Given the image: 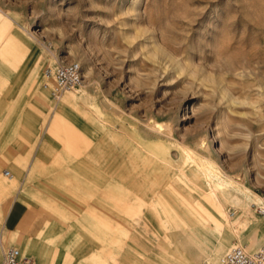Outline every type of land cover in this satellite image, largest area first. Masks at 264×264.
<instances>
[{
	"label": "rangeland",
	"instance_id": "obj_1",
	"mask_svg": "<svg viewBox=\"0 0 264 264\" xmlns=\"http://www.w3.org/2000/svg\"><path fill=\"white\" fill-rule=\"evenodd\" d=\"M5 16L40 69L80 65L60 101L100 131L102 165L140 187L124 190L139 243L201 264L264 241V0H0ZM215 178L232 180V201L212 194Z\"/></svg>",
	"mask_w": 264,
	"mask_h": 264
},
{
	"label": "crops",
	"instance_id": "obj_2",
	"mask_svg": "<svg viewBox=\"0 0 264 264\" xmlns=\"http://www.w3.org/2000/svg\"><path fill=\"white\" fill-rule=\"evenodd\" d=\"M5 18L0 21V246L20 247L34 264L171 262L161 245L138 242L142 229L125 228L127 185L118 176L123 165L101 164V133L72 102L49 108V94L40 86V49ZM127 187L140 190L134 183Z\"/></svg>",
	"mask_w": 264,
	"mask_h": 264
},
{
	"label": "built area",
	"instance_id": "obj_3",
	"mask_svg": "<svg viewBox=\"0 0 264 264\" xmlns=\"http://www.w3.org/2000/svg\"><path fill=\"white\" fill-rule=\"evenodd\" d=\"M40 86L45 89L54 105L60 101L63 94L74 91L82 82L81 67L76 61L56 60L54 65H46L41 72ZM3 175L9 176L4 170ZM233 215L231 208L227 209ZM259 212L264 211L259 208ZM0 264H34L33 260L23 255L20 250L12 245L0 246ZM201 264H264V241L254 250L247 251L242 246L232 245L217 262L204 261Z\"/></svg>",
	"mask_w": 264,
	"mask_h": 264
},
{
	"label": "bare ground",
	"instance_id": "obj_4",
	"mask_svg": "<svg viewBox=\"0 0 264 264\" xmlns=\"http://www.w3.org/2000/svg\"><path fill=\"white\" fill-rule=\"evenodd\" d=\"M78 63V62H77ZM82 77H83V73H82ZM143 157H144V159H147L148 157H155V154H154V152L153 153H149V154H147V155H143ZM152 159V158H151ZM156 159H159V157H157L156 156ZM102 164V163H101ZM149 164V163H148ZM92 165H98L97 163H96V161H94L93 162V164ZM203 174H205V173H203ZM185 176V175H184ZM217 177V176H216ZM219 178V177H218ZM216 179V178H215ZM152 180V179H151ZM217 180V179H216ZM230 181H232V180H230V179H228V180H224V179H222V180H217V182L212 186V194L213 195H215V197L217 196V197H220V198H223L225 201H232V199L234 198V196H236V195H234V193H233V191L232 190H230L229 189V182ZM140 182V181H139ZM230 184H231V182H230ZM203 193H204V191H203ZM206 193V192H205ZM204 193V194H205ZM211 193V192H210ZM212 195L211 194H209V195H207L206 196V198L207 199H209V200H212V197H211ZM204 197V196H203ZM202 196H201V198H203ZM216 197V198H217ZM204 200V199H203ZM214 200V199H213ZM212 208V207H211ZM214 208V207H213ZM220 212V211H219ZM219 215H220V213H219ZM224 216V215H223ZM222 217V216H221ZM223 218V217H222ZM214 221H216V220H214ZM217 222V221H216Z\"/></svg>",
	"mask_w": 264,
	"mask_h": 264
}]
</instances>
